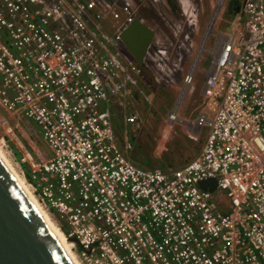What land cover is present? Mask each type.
I'll return each mask as SVG.
<instances>
[{
	"label": "built area",
	"instance_id": "built-area-1",
	"mask_svg": "<svg viewBox=\"0 0 264 264\" xmlns=\"http://www.w3.org/2000/svg\"><path fill=\"white\" fill-rule=\"evenodd\" d=\"M144 2L0 0V110L37 124L53 152L23 153L29 185L82 264H264V0H244L232 33L217 32L195 122L205 142L166 170L127 157L112 120L111 96L145 95L143 65L121 49ZM148 57L163 69L168 49Z\"/></svg>",
	"mask_w": 264,
	"mask_h": 264
},
{
	"label": "rangeland",
	"instance_id": "rangeland-1",
	"mask_svg": "<svg viewBox=\"0 0 264 264\" xmlns=\"http://www.w3.org/2000/svg\"><path fill=\"white\" fill-rule=\"evenodd\" d=\"M228 2L229 0H178L180 9L171 13L164 0H145L142 9L138 13V17L143 18L146 24L156 30V37L150 51L153 52L159 45H162L168 49L169 57L163 69H159L151 58H148V55L146 57L145 68L149 72V77H151L150 80L147 79V82L150 83L148 84L149 88H147L150 102L146 106L143 105L144 103H142V106L138 105L137 111L142 118V123L136 129L137 138L135 143L137 145L135 146V143L131 140L132 136L130 134L129 139L134 146V150L139 151L137 155L140 156L141 153L142 160L147 159L155 167H160L162 170L168 169V166L163 167V165L166 163V156L172 152L170 149L174 143V138L166 139L164 135L167 136L171 127L174 126H171L172 124L168 120V111L177 103L181 89L178 83L182 82L192 69L196 54L202 46L210 26L212 31L208 35L209 37L207 36L206 49L201 53V57L194 69V75L198 78L194 81L193 94L191 92L186 94L180 108V116L184 120L191 121V119H194L190 112L191 100L192 105H195V107L199 105V99L201 98L199 88H201L203 74L210 66L212 59L211 49L217 40L216 31L226 34H230L233 31L231 21L236 13L231 12ZM239 2L243 4L244 0H239ZM216 10L217 16L215 15ZM214 16L216 22L213 25ZM163 26L169 27L175 35L172 42L162 37ZM121 49L129 54L128 50H124L123 46H121ZM155 76L158 79H162L161 83H152L151 79ZM173 77L176 79H173ZM126 113H132V110L129 108ZM4 119L8 121L7 124L3 121ZM9 127H12L13 131H9ZM127 129L131 131L130 126ZM181 135L185 140L189 138L185 133ZM38 138L41 139V143L37 142ZM12 143L21 150L22 155L28 149L34 152L38 159L53 155L37 124L25 117L19 119L16 115H8L0 110V144L18 171L25 177L22 166L12 150ZM37 151L40 152V156L37 155ZM142 167L151 168L147 165H142ZM27 182L30 183L28 180ZM221 194H223L221 190L216 192L219 202L226 204V199ZM49 213L59 225L63 223L56 218L54 213L50 211Z\"/></svg>",
	"mask_w": 264,
	"mask_h": 264
},
{
	"label": "water",
	"instance_id": "water-1",
	"mask_svg": "<svg viewBox=\"0 0 264 264\" xmlns=\"http://www.w3.org/2000/svg\"><path fill=\"white\" fill-rule=\"evenodd\" d=\"M240 6L237 7V12ZM156 30L137 17L121 40L139 64L144 61ZM201 187L216 189L215 179ZM69 241H75L69 238ZM0 264H77L54 232L45 213L0 152Z\"/></svg>",
	"mask_w": 264,
	"mask_h": 264
},
{
	"label": "crops",
	"instance_id": "crops-1",
	"mask_svg": "<svg viewBox=\"0 0 264 264\" xmlns=\"http://www.w3.org/2000/svg\"><path fill=\"white\" fill-rule=\"evenodd\" d=\"M217 32H219V31H216V33ZM130 56L132 58H134L131 54H130ZM142 65H143L142 66L143 73L141 74V76H139V81H140L141 88L145 92V95L149 96V94L147 92V90H148L147 88H149L148 84H150V83L147 82V79L150 80L151 77H149V74L146 71L145 61H144V64H142ZM196 66H197V64H196ZM159 69H161V68H159ZM206 74H207L206 72L203 74L201 88H199V92L201 93V98L199 99L200 100L199 101V105L197 104L198 106L195 107V105H192V100H191V110H190V112H191V116H193V118H194V119H191V121L184 120L180 116V108H181V104L183 103L186 94L190 93V92L191 93L193 92V90H194V81L198 77L196 78V75H194L193 82H192L191 85H185V78H184V80H182V82H180L181 84L178 83L179 87L181 86L180 93H181V91L184 88H185V92L183 94V97H182V100L180 101V103L178 102L179 101V99H178L177 103L170 109V111H168L169 112L168 113V120H169L170 112L174 111V109L177 110V114H178V119L177 120H174V121H170L169 120L170 124H172L171 126L174 125L173 127H171L172 131L168 130L169 132H168L167 136L164 135V137L166 139H170V138L173 139L174 138V140H173L174 143L171 145V149H170L172 152L169 153L166 156L167 159H166L165 165L168 166V167L166 166L168 169H170V168H178V167L183 166L188 161H190V160L196 158L197 156H199V154L201 152L202 146H203V144L205 142V139H206V136H207V129L206 128L197 127L195 125V122H196L199 114L201 112L207 110L206 109L207 107H206V104H205V98L203 96V89H204ZM167 78H168V74H167ZM173 79H176V78L173 77ZM161 80L162 79H158L157 76L152 77V79H151L153 84L154 83H156V84L157 83H161L160 82ZM178 84H176V85H178ZM145 95H143V94H141V93H139L137 91H133V93L130 95V97L123 101V104L119 101L118 98H116L114 96L110 97V103H111V108H112V120H113V123H114L116 136H117L119 144L121 145L123 151L126 153L127 157H130V155L136 153V150H134L133 144L130 142L129 134L134 132V130L136 132L137 126H135V124H132V123L128 124L126 119L131 114L139 113L137 111L138 108H139L138 105L142 106V103H144L143 105H145V106L147 105L148 100L145 99ZM179 97H180V94H179L178 98ZM191 98H192V95H191ZM129 108L132 110V113L127 114L126 112L128 111ZM128 126H130L131 131H128V129H127ZM123 128H124V131H123ZM182 133L183 134L185 133L189 138L187 140L182 138L181 137ZM127 142L131 143V147L130 148H125V144ZM171 158H173L174 160L171 159ZM141 164L142 165H146L145 163H141ZM150 169H160V167L150 168Z\"/></svg>",
	"mask_w": 264,
	"mask_h": 264
},
{
	"label": "trees",
	"instance_id": "trees-1",
	"mask_svg": "<svg viewBox=\"0 0 264 264\" xmlns=\"http://www.w3.org/2000/svg\"><path fill=\"white\" fill-rule=\"evenodd\" d=\"M165 2H166V6H168L169 7V11L171 12V13H174V12H176L177 10H179L180 8V6H179V3H178V0H164ZM146 5V4H145ZM239 6H241V2H239V0H229V2H228V7H229V9L231 10V12L232 13H235L236 11V9H237V7H239ZM142 7H143V5L141 6V8H140V10L142 9ZM167 26V25H166ZM163 28H164V30H163V34H162V37L163 38H166V39H168L170 42H172L173 41V39L175 38V35L173 34V32H172V30L169 28V27H165V26H163ZM147 71V70H146ZM147 73L149 74V72L147 71ZM132 137H131V140H133V142L135 143V141H136V138H137V134H136V132H135V130H134V132H132L131 134H130ZM7 139H9V138H7ZM37 142H40L41 143V139H37ZM12 145V150L14 151V154L16 155V158H17V160L20 162V164H21V166H22V169H23V171H24V173H25V177L27 178V180L29 181V182H34V180H33V177H32V172H31V169H30V166H29V164L28 163H24V162H21V158H22V152H21V150L15 145V144H11ZM137 144L135 143V146H136ZM137 153H139L138 152V150H136V153H134V154H132V155H130V158L134 161V162H136L138 165H142L141 163H145L147 166H149V167H151V168H157V167H155L150 161H148L147 159H141V155L140 156H138L137 155ZM141 154V153H140ZM171 159H173V158H171ZM174 160V159H173ZM176 160V159H175ZM178 161V160H177ZM162 166V165H161ZM165 166H167V165H163V167H165ZM52 211V213H54L55 214V216H56V218L57 219H59L60 218V216H59V214L58 213H56V210H54V209H52L51 210ZM61 225V227H62V230L65 232V233H68L69 232V230H68V227L64 224V223H61L60 224Z\"/></svg>",
	"mask_w": 264,
	"mask_h": 264
},
{
	"label": "bare ground",
	"instance_id": "bare-ground-1",
	"mask_svg": "<svg viewBox=\"0 0 264 264\" xmlns=\"http://www.w3.org/2000/svg\"><path fill=\"white\" fill-rule=\"evenodd\" d=\"M211 31H212V29L209 26L207 35H206L204 41L202 42L203 44H202V46L200 47V49L198 50V52L196 54V59H195L194 65L192 66L193 69L196 67L197 62H198V60L201 57V53L206 49L205 42H206V39H208L207 36L210 35ZM184 92H185V88L181 91L180 97L178 98L179 99V101H178L179 103L182 100ZM0 152L5 157V159L8 161V163L12 166V168L15 170V172L18 174V176L21 178V180L24 182L26 187L29 189V191L31 192V194L33 195V197L35 198V200L37 201V203L39 204V206L41 207V209L45 213L46 217L48 218V220H49L54 232L56 233L58 238L61 240V242L64 244V246L66 247V249L68 250V252L72 256L74 261L77 264H82L81 261L76 256V254L74 253V251L72 250V248H71L72 245L70 244V241L68 240V237L63 232V230L61 229L60 225L57 223V221L55 219H53V217L51 216L49 211L46 209V207L40 202V200L38 199L37 195L33 192L32 188L30 187L29 183L27 182V179L18 171L17 167L14 165L13 161L11 160V158L9 157V155L4 150V148L2 147L1 144H0Z\"/></svg>",
	"mask_w": 264,
	"mask_h": 264
},
{
	"label": "flooded vegetation",
	"instance_id": "flooded-vegetation-1",
	"mask_svg": "<svg viewBox=\"0 0 264 264\" xmlns=\"http://www.w3.org/2000/svg\"><path fill=\"white\" fill-rule=\"evenodd\" d=\"M236 10H237V9H236ZM236 10H235V11H236ZM122 46H123L124 50H126V49H127V48L125 47V45H124V44H122Z\"/></svg>",
	"mask_w": 264,
	"mask_h": 264
}]
</instances>
